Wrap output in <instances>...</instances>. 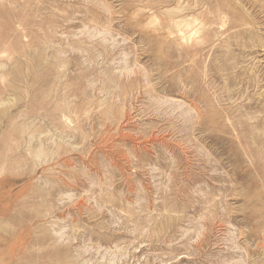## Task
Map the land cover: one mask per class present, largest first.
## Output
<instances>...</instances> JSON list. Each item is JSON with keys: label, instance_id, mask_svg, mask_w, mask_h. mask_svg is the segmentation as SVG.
<instances>
[{"label": "rangeland", "instance_id": "obj_1", "mask_svg": "<svg viewBox=\"0 0 264 264\" xmlns=\"http://www.w3.org/2000/svg\"><path fill=\"white\" fill-rule=\"evenodd\" d=\"M0 264H264V0H0Z\"/></svg>", "mask_w": 264, "mask_h": 264}]
</instances>
